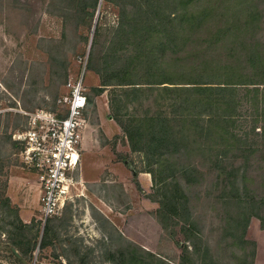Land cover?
Segmentation results:
<instances>
[{
    "label": "rangeland",
    "instance_id": "rangeland-1",
    "mask_svg": "<svg viewBox=\"0 0 264 264\" xmlns=\"http://www.w3.org/2000/svg\"><path fill=\"white\" fill-rule=\"evenodd\" d=\"M51 2L0 0V264H21L10 250L14 212L23 224H35L32 231H38L37 243L44 225L36 171L22 162L19 156L22 145L12 135L27 130L30 113L46 110L63 114L57 100L67 94L65 84L80 77L90 103L84 112L80 162L74 174L79 184L60 212L48 217L53 228L49 234L51 244L44 250L34 249L25 258L28 264H120L118 255L115 262L111 260V253L127 249L129 243L169 264H202V258L203 264H250L255 243L250 241L247 229L243 237L249 244L243 242L242 227H237L230 218L235 209L224 197L239 192L252 200L264 198V119L259 118L252 132L256 113L250 104L243 102L234 128L235 139L241 140L238 144L242 151L246 143L248 149L257 152L253 155L246 150L228 152L227 157H240V153L246 157L225 160L218 168L200 153L175 157L173 162L191 165L195 170L179 176L157 193L146 165L129 149L124 133L128 118L115 116L112 111L113 87H102L99 75L90 70L89 54L95 30L91 65L94 69L98 67L97 59L107 52L111 30L117 25V7L101 0L90 21L86 16L77 18L78 5L65 3L66 18L62 19L57 7L50 6ZM90 3L87 0L85 5L92 11ZM198 38L203 39V33ZM262 38L264 42V26ZM166 66L169 67L168 63ZM182 87L188 90L184 101L187 104L183 106L178 100L165 97L155 104L152 98L128 106V112L236 116L237 88L195 87L198 93L203 92L202 100L197 95L193 97L190 89L194 87L179 86ZM219 95L229 97L232 102L225 106L222 100L216 101ZM259 109L264 106L259 105L258 112ZM201 138L195 147L205 142L203 139L201 143ZM217 146L222 149L221 144ZM237 168L241 174L234 171ZM11 171L25 173L27 181L12 179ZM235 180L244 189L235 193L224 188ZM189 182L192 184L188 185ZM22 198H27L26 205L31 207L27 216H23L24 210L19 207ZM156 200L165 203L164 211L159 210ZM250 213L264 217V204ZM255 220L250 218L249 224L256 223ZM229 222L231 227L227 225Z\"/></svg>",
    "mask_w": 264,
    "mask_h": 264
},
{
    "label": "trees",
    "instance_id": "trees-1",
    "mask_svg": "<svg viewBox=\"0 0 264 264\" xmlns=\"http://www.w3.org/2000/svg\"><path fill=\"white\" fill-rule=\"evenodd\" d=\"M88 1L92 11L85 5L87 0H52L50 6L57 7L58 16L65 19L64 11L67 9L63 5L75 3L78 5H75L77 18L86 16L92 21L99 0ZM104 1L117 7V25L111 30L107 52L97 59L98 67L94 69L91 65L96 28L89 54L90 70L99 75L102 87H113L112 111L115 116L128 118L124 133L129 149L146 165L157 193L159 189H167L179 176L195 170L191 165L173 162L175 157L187 158L200 153L214 168H218L225 160L231 162L246 157L241 153L240 157H227L228 152L239 150L244 153L246 150L251 155L255 154L257 150L248 149L246 143L241 150V144H238L241 140L235 139L234 128L241 116L239 109L243 102L250 104L256 113L252 132L257 128L255 124L259 118L264 119V109L257 111L259 105L264 106V95H261L264 89V0ZM202 33L203 39H199ZM165 84L170 87H160ZM208 85L237 88L236 116H166L161 111L136 115L128 112V106L152 98L155 104L163 101L164 97L178 100L181 106L187 104L184 101L188 90L179 86L194 87L190 89L193 97L197 95L203 100V92L198 93L199 89L195 87ZM224 97L219 95L216 101L222 100L221 103L228 106L232 101ZM200 138L201 143L203 139L205 142L195 147ZM217 144H221L222 149L216 148ZM234 171L241 174L240 168ZM227 185L224 188L228 187L230 192L244 189L236 180L230 182V187ZM262 187L264 189V177ZM224 199L235 209L231 221L242 227L241 239L249 244L243 237L249 219L255 217L264 229V217L250 213L263 206L264 198L253 201L238 192ZM155 202L160 211L165 210L162 200ZM12 215L11 224L15 230L9 233L10 250H17L19 257L12 253L18 262L28 264L25 258L30 257L34 249L44 250L51 244V220L44 222L40 242L37 243L38 231H32L35 224H23L15 212ZM127 245V249L111 253L113 262L118 255L120 264H169L131 243ZM251 257L250 264H253L254 248Z\"/></svg>",
    "mask_w": 264,
    "mask_h": 264
},
{
    "label": "built area",
    "instance_id": "built-area-1",
    "mask_svg": "<svg viewBox=\"0 0 264 264\" xmlns=\"http://www.w3.org/2000/svg\"><path fill=\"white\" fill-rule=\"evenodd\" d=\"M64 88L67 94L57 100L63 114L46 110L30 113L27 130L12 135L22 145L19 153L22 162L36 171L43 223L60 212L79 184L74 174L80 162L79 146L88 99L82 77L69 80Z\"/></svg>",
    "mask_w": 264,
    "mask_h": 264
},
{
    "label": "crops",
    "instance_id": "crops-1",
    "mask_svg": "<svg viewBox=\"0 0 264 264\" xmlns=\"http://www.w3.org/2000/svg\"><path fill=\"white\" fill-rule=\"evenodd\" d=\"M18 173V172H17ZM27 175L25 173L22 174H15V171H11V178L13 179H21L23 181H27L26 177ZM12 179H10L9 182H12ZM32 178H29L30 180ZM24 186L26 184H23ZM25 190V189H24ZM26 191V190H25ZM24 191V193H26ZM27 204V198H22V203L19 205V207L24 210L21 213H23V216H27L30 214V204ZM256 223L253 221L250 222L248 228H247V235L250 238V241L255 243V249H254V257H253V264H264V229H261L260 222L258 220H255Z\"/></svg>",
    "mask_w": 264,
    "mask_h": 264
},
{
    "label": "water",
    "instance_id": "water-1",
    "mask_svg": "<svg viewBox=\"0 0 264 264\" xmlns=\"http://www.w3.org/2000/svg\"><path fill=\"white\" fill-rule=\"evenodd\" d=\"M100 2H101V0H99L98 6H99ZM90 44H91V41H90ZM12 252H13L15 255H17V253H16L15 250H12Z\"/></svg>",
    "mask_w": 264,
    "mask_h": 264
}]
</instances>
